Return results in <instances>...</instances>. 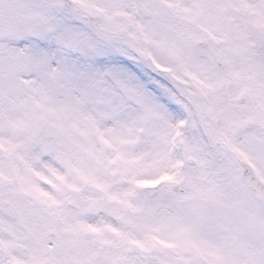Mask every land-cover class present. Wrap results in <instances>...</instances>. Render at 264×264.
<instances>
[{
	"label": "snow or ice",
	"instance_id": "6c2138e0",
	"mask_svg": "<svg viewBox=\"0 0 264 264\" xmlns=\"http://www.w3.org/2000/svg\"><path fill=\"white\" fill-rule=\"evenodd\" d=\"M0 264H264V0H0Z\"/></svg>",
	"mask_w": 264,
	"mask_h": 264
}]
</instances>
